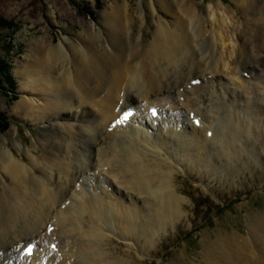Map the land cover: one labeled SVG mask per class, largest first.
I'll use <instances>...</instances> for the list:
<instances>
[{
  "label": "bare ground",
  "instance_id": "bare-ground-1",
  "mask_svg": "<svg viewBox=\"0 0 264 264\" xmlns=\"http://www.w3.org/2000/svg\"><path fill=\"white\" fill-rule=\"evenodd\" d=\"M234 2L203 16L189 0H151L137 20L128 4H111L103 51L97 30L80 35L83 48L67 36L30 43L15 69L25 95L14 113L55 131L21 156L0 140V264H115L117 219L154 239L161 211L178 213L169 225L185 214L178 170L215 178L243 159L256 121L264 130V0ZM158 10L167 17L146 44L142 28ZM129 108L136 113L117 123ZM257 217L251 238L216 241L203 264H264Z\"/></svg>",
  "mask_w": 264,
  "mask_h": 264
},
{
  "label": "rangeland",
  "instance_id": "rangeland-1",
  "mask_svg": "<svg viewBox=\"0 0 264 264\" xmlns=\"http://www.w3.org/2000/svg\"><path fill=\"white\" fill-rule=\"evenodd\" d=\"M149 1L0 0V57L9 64V72L14 80L12 85L4 80L5 75L1 76L0 140L7 138V144L16 155L21 156L27 147L35 145L36 139L44 140L55 131L52 122L44 126L14 113L15 105L25 95V89L15 74L17 61L25 58L32 41L45 37V41L47 39L48 43L50 40L53 45H57L61 36H67L72 45L83 48L80 35H89L97 30L103 51L107 37L104 23L111 4H128L137 20L142 12L147 11ZM189 1L198 7L203 16L208 15L209 6L216 2L222 1L225 7L238 9L234 0ZM154 15L156 21L149 16L146 26L142 28L146 44L150 42L157 20L167 17L160 10ZM138 26V22H134L135 32ZM2 117L8 120L6 124L1 120ZM256 122L252 137L245 138L247 154H241L245 156L244 160L228 164L230 168L219 176L212 178L206 170L202 171L198 167L177 171L174 183L185 199L180 205V212L185 214L173 226L169 222L178 213L169 208V217L161 211L157 238L151 237V231L141 229H136L132 235L130 230L133 224L130 221H124L119 226L116 220L118 229H115L113 241L108 243L109 250L115 251V264H203V254L209 245L227 240L234 234L252 237L250 228L259 220L258 215L264 216V130L261 123ZM17 141L22 145L19 150L13 146ZM133 213L134 210L125 211V216L129 217ZM250 241L253 250V242ZM251 257H256L257 263L261 262L258 254L255 256L253 253Z\"/></svg>",
  "mask_w": 264,
  "mask_h": 264
},
{
  "label": "trees",
  "instance_id": "trees-1",
  "mask_svg": "<svg viewBox=\"0 0 264 264\" xmlns=\"http://www.w3.org/2000/svg\"><path fill=\"white\" fill-rule=\"evenodd\" d=\"M7 25H10V24H7ZM9 69H10L9 64L0 57V82L3 81V79H1V76L5 75L4 80H6L9 84L13 85L14 84V80L11 77ZM1 120L4 121L5 124L8 122V120L6 118H4V117H2Z\"/></svg>",
  "mask_w": 264,
  "mask_h": 264
},
{
  "label": "snow or ice",
  "instance_id": "snow-or-ice-1",
  "mask_svg": "<svg viewBox=\"0 0 264 264\" xmlns=\"http://www.w3.org/2000/svg\"><path fill=\"white\" fill-rule=\"evenodd\" d=\"M131 115H132L131 112H126V113H124L123 118L120 119V120H117L116 122H117V123H122L124 120H126V119H127L129 116H131ZM197 123H199V121H197ZM209 135H211V134L209 133ZM52 247H53V249H55V245H52ZM27 250H28L29 253H31L32 245H29Z\"/></svg>",
  "mask_w": 264,
  "mask_h": 264
}]
</instances>
